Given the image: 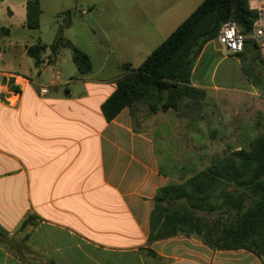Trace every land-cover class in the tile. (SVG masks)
Returning a JSON list of instances; mask_svg holds the SVG:
<instances>
[{
    "label": "crops",
    "instance_id": "0c3cea01",
    "mask_svg": "<svg viewBox=\"0 0 264 264\" xmlns=\"http://www.w3.org/2000/svg\"><path fill=\"white\" fill-rule=\"evenodd\" d=\"M28 1L0 0V81L5 86L0 94V232L6 236L0 237V264H264V257L247 250H216L187 233L150 242L159 190L183 185L213 160L199 170L193 160L162 166L161 157L173 149L172 136L185 134L188 124L179 112L170 122L172 110L146 113L141 105L153 106L147 100L155 94L108 122L102 106L122 73L101 76L109 64L105 57L102 68L80 75L76 66H63L64 48L50 65L54 41L44 39V7L62 6L54 15L64 20V13L76 8L73 0H39L41 27L31 30ZM203 1L131 0L130 18L116 20L122 31L115 34V46L133 53V59L122 58L114 67L138 68ZM87 11L81 14L97 10ZM54 28L55 40L60 27ZM155 39L163 41L154 45ZM39 43L48 49L36 67L27 49ZM191 85L206 93L217 90L194 80ZM11 91L20 92L16 106L6 100ZM136 110L142 126L136 124ZM185 206L180 201L169 209L181 208L187 215Z\"/></svg>",
    "mask_w": 264,
    "mask_h": 264
},
{
    "label": "trees",
    "instance_id": "16d2710c",
    "mask_svg": "<svg viewBox=\"0 0 264 264\" xmlns=\"http://www.w3.org/2000/svg\"><path fill=\"white\" fill-rule=\"evenodd\" d=\"M251 1L204 0L138 68L122 65L117 89L102 106L106 120L113 121L124 109L153 94L159 96L158 104L152 106L154 113L180 112L183 101L205 98L204 90L191 85L197 59L204 47L217 38L226 22L237 23L243 35H251L258 17L250 6ZM26 9L27 28L40 29L39 0L28 1ZM73 14L74 11L64 13L65 25L50 46L49 64H54L61 48H69L79 74L87 75L93 71L91 58L63 37L64 28L71 26ZM47 49L41 43L28 47V55L35 59L36 67L42 66ZM249 53L253 61L264 68V60L251 39L237 57L244 61ZM180 201L185 202L189 214L181 208L169 209ZM155 202L150 242L187 233L216 250L243 249L264 257V131L247 148L216 157L210 166L183 185L159 190ZM198 214L218 215L212 220ZM228 214L232 217H227ZM0 237L6 236L0 232Z\"/></svg>",
    "mask_w": 264,
    "mask_h": 264
},
{
    "label": "rangeland",
    "instance_id": "374dc122",
    "mask_svg": "<svg viewBox=\"0 0 264 264\" xmlns=\"http://www.w3.org/2000/svg\"><path fill=\"white\" fill-rule=\"evenodd\" d=\"M130 1L70 2L76 9L70 28H64L63 37L86 53L96 70L102 68L104 58L108 57L109 64L105 73H100L103 77L122 73L121 68L114 67L118 60L133 59V53H123L115 46V34L122 31L120 27H115V23L118 16L125 20L130 18ZM114 6H117L118 10ZM92 7L97 11L91 16L81 14ZM44 8L42 20L44 39L55 42L54 27L61 28L65 25L62 14L54 15L62 6ZM161 41L163 39H155L153 44L157 45ZM62 51L63 66L75 68L71 50L64 48ZM191 80L211 86L213 89L217 87V90H207L205 98L191 99L183 103L179 113L187 120V132L172 136L173 149L169 156L161 157L163 167L172 160H193L196 161L195 169L199 170L209 165L216 157L223 156L231 150L247 148L249 143L264 131V68L253 61L252 54L242 61L227 54L224 49H219L217 43L212 42L206 48L200 68L192 75ZM249 92L257 94L251 95ZM153 97L147 101L157 105L159 98L157 95ZM145 104L141 106L146 107V113L150 114L152 106ZM179 113H172L170 122L176 121ZM134 118L137 125H143L141 114L137 110L134 111ZM184 121L182 119V122ZM188 173L191 172L188 170L187 175Z\"/></svg>",
    "mask_w": 264,
    "mask_h": 264
},
{
    "label": "built area",
    "instance_id": "2783aa9c",
    "mask_svg": "<svg viewBox=\"0 0 264 264\" xmlns=\"http://www.w3.org/2000/svg\"><path fill=\"white\" fill-rule=\"evenodd\" d=\"M257 3V21L252 29L251 35L245 36L240 31L237 23L233 21L226 22L222 25L215 41L225 50V52L233 57H237L245 50V44L248 39L255 42L260 56L264 60V0H255ZM83 15H88V11H82ZM5 86L0 81V94L3 93ZM42 94H47L48 89L42 88ZM20 99V92H8L6 99L9 104L16 106Z\"/></svg>",
    "mask_w": 264,
    "mask_h": 264
},
{
    "label": "water",
    "instance_id": "95a60500",
    "mask_svg": "<svg viewBox=\"0 0 264 264\" xmlns=\"http://www.w3.org/2000/svg\"><path fill=\"white\" fill-rule=\"evenodd\" d=\"M250 6H251V8H252L253 10H256V8H257V3H256V1H255V0H252L251 3H250Z\"/></svg>",
    "mask_w": 264,
    "mask_h": 264
}]
</instances>
